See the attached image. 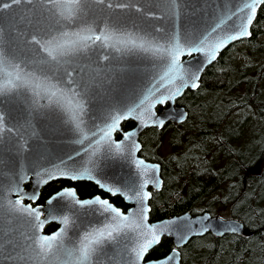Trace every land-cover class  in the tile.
<instances>
[{
  "label": "water",
  "instance_id": "95a60500",
  "mask_svg": "<svg viewBox=\"0 0 264 264\" xmlns=\"http://www.w3.org/2000/svg\"><path fill=\"white\" fill-rule=\"evenodd\" d=\"M109 2L113 4L123 2L134 6L125 9L109 8L107 6ZM244 2L246 0H178L177 12L173 10L174 6L168 0H105L103 4L97 3L96 0H88L84 18L94 26L115 24L125 33L133 34L137 42L143 38L148 42L164 43L172 35L179 34L182 42L190 40L198 43L200 39L207 37V43H215L218 39L234 34L235 29L242 23L248 10L244 12L238 10L243 8ZM262 4L256 9L255 19ZM137 8L140 11H137ZM53 24L36 0H32V3L24 0L20 5L0 15V50H3L9 59L24 61L29 71L38 74L44 71L51 74L48 72L51 68L64 82L71 80L86 108L83 130L77 132L59 109L48 105L47 99L33 97L24 89L0 96V116L3 117L5 127L10 130L0 133V240L4 241L0 244V264H61L62 261L71 258L57 253L47 259H41L36 255L34 239L42 235H53L61 228H65L63 217L67 216L69 224L65 230L63 244L64 247L72 249L84 231L108 222L111 214L103 212L99 205L81 206L76 204L72 197L57 196V193L71 189L78 200H93L97 197L80 198L73 187L59 189L46 198L42 205H31L38 200L44 186L60 179L91 182L99 190L120 197L128 207L123 211L108 199L99 196L101 199L108 200L125 215L135 214L139 217L143 213L146 217L144 223L157 227L159 239L149 248L144 260L139 264H181L179 249L192 238L206 234L215 237L225 235L251 237L253 231L245 228L239 220L223 218L208 211L198 214L184 211L160 220H150L149 202L152 190L162 189V168L160 163L147 161L139 155L142 149L140 135L149 128L161 130L168 123L179 124L186 121L188 110L176 102L187 90L197 88H182L174 101L157 103V100L170 95L173 87L167 79L163 81L160 79L164 65L151 53L131 48L121 47V50L117 51L114 47H102L97 44L65 57L59 64L42 66L40 61L46 59V54L32 42V36L36 35L39 38L43 35V30L52 27ZM251 28L252 25L250 26L252 33ZM213 29L216 30L212 31ZM251 36L229 41L217 52L216 59L211 61L205 53L193 52L187 55L185 47L180 56L182 67L188 73L203 69L199 72L201 79L206 67L215 62L223 50L232 44L248 40ZM176 83L179 84V81ZM145 96L148 100L142 109L133 112L130 118L121 120L120 130L112 133L114 142L122 141L126 132L133 133L130 141H124L123 153L116 152L115 144L111 150L95 144V140L102 135L99 130L110 122L112 115L127 113L129 108L134 107ZM149 104L155 105L151 109L155 113L153 119L165 121L162 127L147 118L143 124L135 118ZM181 115L185 116L183 121L180 120ZM125 121H132L134 126L124 130L122 123ZM92 132H97L98 135L93 138ZM85 135L88 139H84ZM133 143L139 145V148H132ZM138 160L143 161L140 168L136 165ZM153 167L156 169L155 172L149 170L145 175H140L141 169ZM85 169L92 178L85 174L72 180L61 175L62 172L79 175ZM49 174L52 176L51 179ZM145 179L149 182L144 185L142 192L150 193L148 199L143 202L128 199V196L134 195L133 190H141L140 185ZM97 180L107 187L119 188L120 192L113 194L107 191V188H101L96 183ZM26 184H30L28 189H25ZM17 186L26 194L23 204L40 210L42 228H34L33 224L36 222L26 214L10 210L9 201L14 202L22 194L14 190ZM32 195L37 196L35 201L29 198ZM54 196L56 199L53 200ZM145 208L146 212L143 211ZM205 216L207 219H203ZM50 223L57 225L55 230H46ZM161 225L165 227L161 228ZM235 226H240L238 231L228 230ZM204 228H207V231H203ZM181 236H185L186 239L182 240ZM164 237L171 238L174 248L161 258L148 259L149 252ZM9 240L11 245L8 243ZM135 243L134 234L106 242L99 246L92 264H129L131 249ZM169 256L175 259L168 261Z\"/></svg>",
  "mask_w": 264,
  "mask_h": 264
},
{
  "label": "trees",
  "instance_id": "16d2710c",
  "mask_svg": "<svg viewBox=\"0 0 264 264\" xmlns=\"http://www.w3.org/2000/svg\"><path fill=\"white\" fill-rule=\"evenodd\" d=\"M251 29L250 39L223 50L203 71L199 87L178 99L189 112L186 121L140 135V155L162 165V189L152 191L149 202L151 221L208 211L253 231L249 238L194 237L179 249L181 264H264V3ZM241 43L251 51L248 58ZM132 126L122 123L124 130ZM163 147L171 151L159 157ZM257 164L260 172L252 170ZM64 186H73L80 198L102 196L91 182L60 179L42 188L40 201ZM108 199L127 208L120 197ZM56 227L50 223L46 230ZM173 248L171 238L164 237L148 259Z\"/></svg>",
  "mask_w": 264,
  "mask_h": 264
},
{
  "label": "snow or ice",
  "instance_id": "6c2138e0",
  "mask_svg": "<svg viewBox=\"0 0 264 264\" xmlns=\"http://www.w3.org/2000/svg\"><path fill=\"white\" fill-rule=\"evenodd\" d=\"M23 2L24 0H0V15ZM28 2L32 3V0H28ZM96 2L103 4L105 0H96ZM168 2L174 6L173 10L178 12V0H168ZM36 3L41 6L54 22L52 27L43 30V35L39 38L36 35L32 36V42L37 44L39 50L46 54V59L40 61L42 66L59 64L65 57L85 51L97 44L102 47H114L117 51H120L121 47H123L151 53L164 65L163 75L160 77L161 81L167 79L173 85L170 95L156 101L159 104H165L169 100L174 101L175 97L180 94L182 88L190 87L195 89L199 87V72L203 69H197L192 73L186 72L180 60L183 49L187 47V55H191L193 52L205 53L209 61L215 60L217 52L225 47L229 41L250 37L252 35L250 26L255 19L256 9L260 4L264 3V0H246L243 8L238 10L240 12L248 10L242 23L235 29L234 34H230L224 39H218L215 43H207V37L200 39L198 43H193L190 40L182 42L179 34L172 35L164 43L158 41L148 42L143 38H140L139 42H137V38L133 34L125 33L115 24L106 23L101 27L88 23L84 18L88 0H36ZM107 6L109 8L125 9L134 5L123 2H117L115 4L109 2ZM136 10L140 11L139 8ZM215 30L213 29L212 31ZM27 69L28 65L24 61H17L15 58L9 59L8 55L3 50H0V96L10 95L21 89L27 90L33 97L47 99L49 106L59 109L66 117L68 123L77 132H82L86 108L84 102L80 99V93L73 86V82L71 80L64 82L63 78L52 72L51 68L48 69V72L51 74L45 73L44 71L38 74L35 71H29ZM177 81H179V84L176 83ZM147 100L148 97L145 96L138 104L129 108L127 113L120 112L112 115L110 122L106 123L99 130L102 135H100L98 140H95V144L106 146L109 150L115 144L116 152L123 153L125 150L124 141H130L133 133H124L123 140L120 142L112 141V133L119 131L120 121L130 118L133 112L142 109ZM154 106V104H149L135 118L140 120L142 124L145 118H147L148 120H152L154 124L162 127L165 122L163 119H153L155 113L151 109ZM184 118V115L180 116L181 121ZM4 131L10 130L5 127L3 117L0 116V133ZM91 135L94 138L98 133L92 132ZM84 139H88V136L85 135ZM132 148L138 149L139 145L133 143ZM136 165L140 168L143 165V161H136ZM149 170L152 172L156 171L154 167L151 169L143 168L141 169L140 175H145ZM85 174H88L89 178H92L87 169L79 175L72 172L61 173V175L72 180L78 179ZM49 178H52L51 174H49ZM148 182L149 180L145 179L140 185L141 190H133L134 195L128 196L127 198L140 202L148 199L150 193L142 192L144 185ZM96 183L101 188H107V191L113 194L120 192L119 188L113 189L107 187L100 180H97ZM14 190L17 193H22V190L18 186ZM24 195L26 194L22 193L20 198L14 202L9 201L11 205L10 210L26 214L36 222L33 224L34 228H42L43 221L40 220V210L31 205L23 204ZM57 196L72 197L74 202L81 206L99 205L103 212L110 213L111 216L108 222L84 231L72 249L64 247L63 244L65 230L69 224V218L67 216L63 217L65 228H61L53 235H42L34 239L36 255L41 259H47L50 255L62 253L71 259L64 260L61 264H92L93 257L99 246L113 241L117 237L134 234L136 243L131 249L132 255L129 264H139L140 261L144 260L149 248L159 239L157 227L155 225H146L144 223L146 217L143 216V213L139 217L135 214L125 215L118 208L113 207L108 200L101 199L99 196L93 200H78L75 199L76 194L71 189H65L62 193H57ZM29 198L35 201L37 196L32 195ZM52 199L54 200L56 197L54 196ZM49 203H51V200ZM143 211L146 212L147 209L145 208ZM203 219H207V217L205 216ZM160 227L164 228L165 226L161 225ZM239 227H230L228 230L236 232ZM203 231H207V228H204ZM181 239L185 240L186 237L181 236ZM3 243L4 241L0 240V244ZM8 243L11 245L10 240ZM167 259L168 261H172L175 257L169 256Z\"/></svg>",
  "mask_w": 264,
  "mask_h": 264
},
{
  "label": "flooded vegetation",
  "instance_id": "af4514ba",
  "mask_svg": "<svg viewBox=\"0 0 264 264\" xmlns=\"http://www.w3.org/2000/svg\"><path fill=\"white\" fill-rule=\"evenodd\" d=\"M176 104H177V102H176ZM178 105V104H177ZM118 135V134H117ZM163 149V148H162ZM162 149H160V151H159V157H164V154H163V152H162ZM142 150V149H141ZM141 152V151H140ZM139 155H140V153H139ZM161 155V156H160ZM141 156V155H140ZM142 157V156H141ZM144 158V157H143ZM145 159V158H144ZM145 160H147V161H150V162H155V161H152V160H148V159H145ZM156 163H159V162H156ZM161 168H162V165H161ZM253 170V169H252ZM69 181V180H68ZM64 187H73V186H64ZM97 187V186H96ZM74 188V187H73ZM75 189V188H74ZM97 190L98 191H100L101 192V194H102V196L98 193V194H96V195H93V196H100L101 198H106V199H108V197L110 196V197H112V198H114V197H118V196H113V195H111V194H109V193H106V192H104V191H102V190H99L98 188H97ZM42 191V190H41ZM40 194H41V192H40ZM93 196H90V197H93ZM90 197H86V198H90ZM109 200V199H108ZM110 201V200H109ZM111 202V201H110ZM112 203V202H111ZM42 204H44V201L43 202H41L40 201V195H39V198H38V200L35 202V203H32V205L33 206H36V205H42ZM115 205V204H114ZM118 207V206H117ZM120 208V207H119ZM122 209V208H121ZM127 209V208H126ZM125 209V210H126ZM123 210V209H122ZM125 210H123V211H125Z\"/></svg>",
  "mask_w": 264,
  "mask_h": 264
},
{
  "label": "rangeland",
  "instance_id": "374dc122",
  "mask_svg": "<svg viewBox=\"0 0 264 264\" xmlns=\"http://www.w3.org/2000/svg\"><path fill=\"white\" fill-rule=\"evenodd\" d=\"M240 48L242 50H244V55L248 58L250 56V52L251 51L249 49H247V46L244 45V43L240 45ZM263 62H264V60L261 61V63H263ZM170 151H171V148L170 149H166V147H163V149H162V152H163L164 156L167 155ZM252 169H253L254 172H260L261 171V165L257 164Z\"/></svg>",
  "mask_w": 264,
  "mask_h": 264
}]
</instances>
